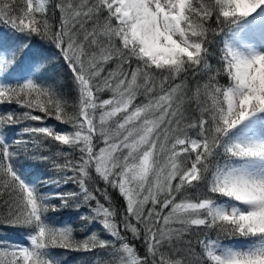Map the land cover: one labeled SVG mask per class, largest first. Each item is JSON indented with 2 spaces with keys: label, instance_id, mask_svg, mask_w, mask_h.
Here are the masks:
<instances>
[{
  "label": "snow or ice",
  "instance_id": "1",
  "mask_svg": "<svg viewBox=\"0 0 264 264\" xmlns=\"http://www.w3.org/2000/svg\"><path fill=\"white\" fill-rule=\"evenodd\" d=\"M49 5L0 0V22L21 42L0 37V103L27 109L22 117L0 114V190L9 196L8 222L27 232L24 244L0 247V264H61L56 249L96 248L115 258L107 264H188L161 249L193 229L204 236L196 241V264H264V0H58L55 27ZM33 37L48 40L72 74L79 94L74 113L42 82L46 57L23 43ZM110 63L116 69L107 70ZM221 72L226 85L217 79ZM204 75L203 91L198 84L191 92L189 77ZM108 91L111 98L101 99ZM141 95L146 102L135 103ZM193 101L198 115L190 116L185 106ZM50 117L73 130L23 132L39 145L67 146L65 163L54 166L71 171L63 181L78 190L52 197L16 167V149L5 136L21 118ZM97 141L104 147L97 150ZM93 171L124 201L122 228L116 209L90 190ZM201 186L200 196L186 194ZM52 200L61 201L60 208L75 203L78 215L82 203L89 205L80 219L100 225L110 238L93 233L76 240L71 226L50 222L48 213L59 210ZM129 232L143 238L145 257L128 242Z\"/></svg>",
  "mask_w": 264,
  "mask_h": 264
},
{
  "label": "trees",
  "instance_id": "2",
  "mask_svg": "<svg viewBox=\"0 0 264 264\" xmlns=\"http://www.w3.org/2000/svg\"><path fill=\"white\" fill-rule=\"evenodd\" d=\"M58 2V0H50V23L55 27L58 26L60 13L58 10H53V6ZM16 33L10 28L7 23L0 22V37H3L7 40L10 45H18L21 43L16 39ZM23 43H31L34 50H38L46 59L43 62L45 74L43 83L52 85L57 92L61 95V98L67 103V111L69 113H74L77 110V105L79 102V94L76 84L72 78L68 67L65 62L60 58L58 51L54 48L48 40L42 39L40 37H33L30 41L25 40ZM22 49L17 50V59H20V53ZM31 51V50H30ZM209 63L213 68H218L220 65L217 63V56L214 54L210 58ZM135 65H133L134 67ZM115 63H110L106 66L107 70L116 69ZM207 75L202 76L201 78H192L186 81L188 87L191 89V92H194L197 85L201 86V91H203L202 86L207 82ZM220 84L226 85L228 83L226 76L221 72L217 77ZM10 83H15V81H9ZM189 92V95H191ZM112 93L110 91L101 93V99L111 98ZM146 102L144 97L138 96L135 103ZM195 102L193 101L191 105H186L187 114L190 116L198 115V113H193L192 109L195 108ZM27 109L22 108L13 103H0V114H6L7 112H13L17 117H22V114ZM34 115H43L38 111H33ZM191 121H185L184 123H189ZM41 126H55L58 129H63L65 131H72L70 125L61 124L59 121H56L54 118H48L43 122L32 121L20 119L17 124L10 125L5 129V136L7 142L16 149L17 155L15 157L16 167L23 171L25 177L38 181V186L41 188V191L52 197L57 194V191L62 192H71L77 191L78 187L74 183L65 184L63 177L65 175L71 176V171H68L66 174L59 172L54 165H63L65 163L62 153L67 151V146H62L59 144L45 143L39 145L33 141L36 139L29 134L23 132L24 128L28 127H41ZM183 126V125H182ZM191 134V133H190ZM42 139V138H41ZM16 141H25L26 144L16 145ZM98 147L104 146L101 141H97ZM51 156L52 160L47 162H40L37 157ZM78 150L74 154L75 158H78ZM59 181V184L56 183ZM175 183V182H174ZM90 190L93 192V195L97 197L100 203L104 204L105 207H112L116 209L117 216L115 222L119 227L122 228V217L124 215V201L119 196V193L108 186L105 182L99 180L96 174L92 173V180L89 181ZM206 191V189L201 186L199 190L189 189L187 195L196 198L200 196L201 192ZM107 197V199H106ZM180 197H178L179 200ZM220 203H224L226 198L214 197ZM9 199L7 194H2L0 190V246L7 247L10 245L25 243L27 232L23 227L14 226L8 222V207L6 206V201ZM52 203L56 205L59 209L55 212H49L48 216L51 218L50 222L55 224L57 227L61 226H71L73 229V235L76 240H83L87 236L92 235L93 233L100 236L101 239H108L109 234L102 232L101 226L96 224L93 225L90 222H86L80 219L81 215H87V209L89 205L81 204V208L84 209L79 215L77 214L76 205L73 203L70 208H60L61 201L52 200ZM91 207H95V201L91 202ZM146 208H150L151 204L146 205ZM170 209L164 210L163 214H167ZM172 227H179L178 225H172ZM207 231V230H203ZM124 233H122L123 235ZM212 238H215L216 233L213 231L209 233ZM204 236L201 234L200 230L193 229L189 232H185L182 236V239L174 242V244L169 247L165 246L161 249L166 257H172L175 259H184L188 261V264H196L198 259V254L201 249L197 245V239H203ZM127 240L132 244L141 257L147 255V249L143 242V238H136L127 233ZM191 241V249L188 247V242ZM242 241V240H241ZM228 242V241H225ZM236 242V241H233ZM56 258L61 261V264H107V262L114 260L115 258L108 255L106 250L96 248L93 250H65V249H56L54 250ZM151 259V257H148Z\"/></svg>",
  "mask_w": 264,
  "mask_h": 264
},
{
  "label": "rangeland",
  "instance_id": "3",
  "mask_svg": "<svg viewBox=\"0 0 264 264\" xmlns=\"http://www.w3.org/2000/svg\"><path fill=\"white\" fill-rule=\"evenodd\" d=\"M102 147H104V146H102ZM98 150V149H97ZM233 243H244V241H236V242H233ZM18 244H21L20 242H18ZM0 247H3L2 245L0 246Z\"/></svg>",
  "mask_w": 264,
  "mask_h": 264
}]
</instances>
